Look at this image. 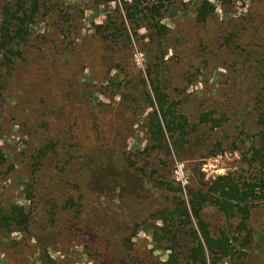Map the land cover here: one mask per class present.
Segmentation results:
<instances>
[{
	"label": "rangeland",
	"instance_id": "obj_1",
	"mask_svg": "<svg viewBox=\"0 0 264 264\" xmlns=\"http://www.w3.org/2000/svg\"><path fill=\"white\" fill-rule=\"evenodd\" d=\"M165 1L158 28L128 21L122 0L41 1L0 106V207L31 214L28 230L0 226V264H186L196 219L163 222L177 197L188 205V188L233 176L264 199V169L249 163L260 142L264 0ZM204 1L211 13L200 23ZM158 92L188 120L185 139L166 132L168 149L149 131ZM125 171L130 186H112L109 174ZM256 203L252 242L216 264H264ZM201 214L213 237L238 235L239 219L211 205Z\"/></svg>",
	"mask_w": 264,
	"mask_h": 264
},
{
	"label": "trees",
	"instance_id": "obj_2",
	"mask_svg": "<svg viewBox=\"0 0 264 264\" xmlns=\"http://www.w3.org/2000/svg\"><path fill=\"white\" fill-rule=\"evenodd\" d=\"M41 1L8 0L1 8L0 106L6 100V92L10 90L16 64L24 56L23 48L25 49L28 46L32 27L35 25L36 18L40 12ZM102 2L116 3L117 0H102ZM122 2L125 18L132 24L141 21L146 28H158L160 26L169 4V1L165 0H132L131 3L122 0ZM204 2V5L201 7L203 13L198 17L200 23H205L211 13L209 12L210 8L207 6V2ZM116 12L120 17L121 24L124 26V15H122L119 6H117ZM148 100L152 108H154V102L150 95ZM157 103L159 104L160 115L155 111L149 125V131L152 139L156 142V148L166 147L168 149L166 132L170 134L172 139L176 137L185 139L188 135V120L182 115H176L169 107H165V101L162 100L159 92L157 93ZM257 111V121L261 127L258 134L260 142L258 148H254V154L250 158L249 163L251 165L258 163L264 169V93ZM104 159L106 160L107 158ZM102 162L100 161V164ZM125 172H123L125 175L117 174L114 176L109 174L112 186H130L131 181L128 180V172ZM256 186L251 181H247L240 186L239 181L233 178V176L220 177L209 187L196 186L188 188V205L183 197H177L179 204L176 205L175 210H167L166 216L169 219H163V222L167 224L168 222L179 220L180 222L192 224V217L196 219V227H191L190 229L191 237L195 241L196 247L192 249V260L186 264H207V253L210 256L211 264H216L221 255L222 257L227 255L228 258L234 259L238 254L240 255V248L244 249V247L250 245L252 242L251 231L248 229L247 222L251 218L252 210L257 206L256 202H264L261 196H257ZM258 186L264 190V179L260 180ZM177 191L182 192L180 188ZM208 205L215 207L228 222L234 219L240 220L236 228L237 232H234L238 234L237 236L230 237V227H227L220 233V237H213L209 225L204 221L201 214L202 210ZM21 216H24V220L22 221H20ZM30 220V212L26 213L24 210L17 208L9 212L0 207V226L3 228L6 226V228L12 229L18 223L21 230L23 228L28 230L27 227L30 224ZM247 230L248 232H246ZM244 232L247 233L244 237L245 242L234 245L233 240L234 242H238L239 239L236 237H240ZM173 236L177 238L176 234ZM175 262L176 264L179 263L178 260Z\"/></svg>",
	"mask_w": 264,
	"mask_h": 264
}]
</instances>
